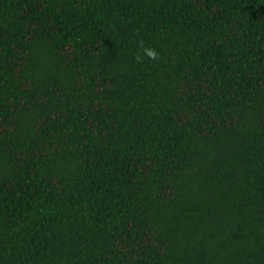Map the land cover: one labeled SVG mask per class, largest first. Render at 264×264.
<instances>
[{
  "label": "trees",
  "instance_id": "obj_1",
  "mask_svg": "<svg viewBox=\"0 0 264 264\" xmlns=\"http://www.w3.org/2000/svg\"><path fill=\"white\" fill-rule=\"evenodd\" d=\"M0 264H264V0H0Z\"/></svg>",
  "mask_w": 264,
  "mask_h": 264
},
{
  "label": "clouds",
  "instance_id": "obj_2",
  "mask_svg": "<svg viewBox=\"0 0 264 264\" xmlns=\"http://www.w3.org/2000/svg\"><path fill=\"white\" fill-rule=\"evenodd\" d=\"M159 52L151 46H147L143 40L138 44V51L135 55V60L138 63H142L146 56L149 60L156 61L159 59Z\"/></svg>",
  "mask_w": 264,
  "mask_h": 264
}]
</instances>
